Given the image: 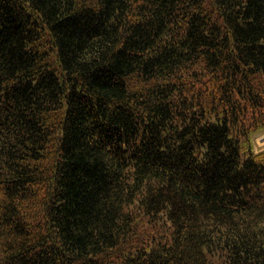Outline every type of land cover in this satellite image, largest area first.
<instances>
[{
  "label": "trees",
  "instance_id": "trees-1",
  "mask_svg": "<svg viewBox=\"0 0 264 264\" xmlns=\"http://www.w3.org/2000/svg\"><path fill=\"white\" fill-rule=\"evenodd\" d=\"M264 0H0V264H264Z\"/></svg>",
  "mask_w": 264,
  "mask_h": 264
},
{
  "label": "rangeland",
  "instance_id": "rangeland-1",
  "mask_svg": "<svg viewBox=\"0 0 264 264\" xmlns=\"http://www.w3.org/2000/svg\"><path fill=\"white\" fill-rule=\"evenodd\" d=\"M261 133L256 138L255 142V151L264 149V130L260 131Z\"/></svg>",
  "mask_w": 264,
  "mask_h": 264
},
{
  "label": "crops",
  "instance_id": "crops-1",
  "mask_svg": "<svg viewBox=\"0 0 264 264\" xmlns=\"http://www.w3.org/2000/svg\"><path fill=\"white\" fill-rule=\"evenodd\" d=\"M256 136H258V135H256Z\"/></svg>",
  "mask_w": 264,
  "mask_h": 264
}]
</instances>
